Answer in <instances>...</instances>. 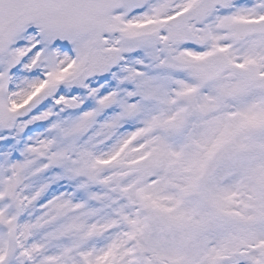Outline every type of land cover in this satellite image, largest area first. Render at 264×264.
<instances>
[{"label":"snow or ice","instance_id":"obj_1","mask_svg":"<svg viewBox=\"0 0 264 264\" xmlns=\"http://www.w3.org/2000/svg\"><path fill=\"white\" fill-rule=\"evenodd\" d=\"M0 264H264V0H0Z\"/></svg>","mask_w":264,"mask_h":264}]
</instances>
